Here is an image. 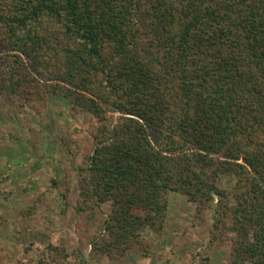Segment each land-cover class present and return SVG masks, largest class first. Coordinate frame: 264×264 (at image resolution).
Wrapping results in <instances>:
<instances>
[{
  "label": "trees",
  "instance_id": "16d2710c",
  "mask_svg": "<svg viewBox=\"0 0 264 264\" xmlns=\"http://www.w3.org/2000/svg\"><path fill=\"white\" fill-rule=\"evenodd\" d=\"M50 93L97 122L75 185L110 203L92 252L146 255L175 193L224 264H264V0H0V97Z\"/></svg>",
  "mask_w": 264,
  "mask_h": 264
},
{
  "label": "rangeland",
  "instance_id": "374dc122",
  "mask_svg": "<svg viewBox=\"0 0 264 264\" xmlns=\"http://www.w3.org/2000/svg\"><path fill=\"white\" fill-rule=\"evenodd\" d=\"M66 101L53 93L23 104L0 97V264H224L229 249L207 246L209 220L175 193L161 233H140L146 255L134 249L110 260L90 250L110 203L81 209L75 185L97 122Z\"/></svg>",
  "mask_w": 264,
  "mask_h": 264
}]
</instances>
